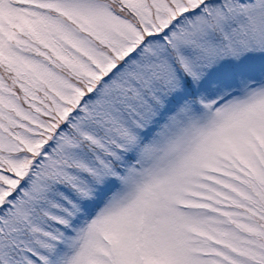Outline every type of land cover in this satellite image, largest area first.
<instances>
[{"label":"snow or ice","instance_id":"obj_1","mask_svg":"<svg viewBox=\"0 0 264 264\" xmlns=\"http://www.w3.org/2000/svg\"><path fill=\"white\" fill-rule=\"evenodd\" d=\"M0 264H264V0H0Z\"/></svg>","mask_w":264,"mask_h":264}]
</instances>
